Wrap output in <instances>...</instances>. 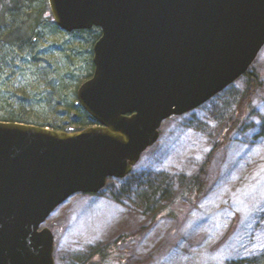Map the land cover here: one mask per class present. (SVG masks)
Returning a JSON list of instances; mask_svg holds the SVG:
<instances>
[{
    "label": "water",
    "instance_id": "obj_1",
    "mask_svg": "<svg viewBox=\"0 0 264 264\" xmlns=\"http://www.w3.org/2000/svg\"><path fill=\"white\" fill-rule=\"evenodd\" d=\"M48 3L63 32L101 30L77 90L96 125L0 122V264H55V235L42 229L52 213L130 175L166 120L245 76L264 47V0Z\"/></svg>",
    "mask_w": 264,
    "mask_h": 264
},
{
    "label": "rangeland",
    "instance_id": "obj_2",
    "mask_svg": "<svg viewBox=\"0 0 264 264\" xmlns=\"http://www.w3.org/2000/svg\"><path fill=\"white\" fill-rule=\"evenodd\" d=\"M13 1L0 30V90L17 98L7 109L28 107L31 121L79 129L67 106L92 73L94 46L88 36L57 29L48 0ZM12 31L22 39L9 42ZM252 70L261 76L254 94L243 76L166 120L129 176L58 207L42 226L55 234V264H85L123 235L134 237L125 255L142 264H264V47ZM227 127L233 133L219 148ZM217 146L206 192L180 202Z\"/></svg>",
    "mask_w": 264,
    "mask_h": 264
},
{
    "label": "trees",
    "instance_id": "obj_3",
    "mask_svg": "<svg viewBox=\"0 0 264 264\" xmlns=\"http://www.w3.org/2000/svg\"><path fill=\"white\" fill-rule=\"evenodd\" d=\"M14 1L11 0L8 2L7 0H1L0 1V30L3 27V24L6 22V14L8 10L7 8H11L13 5ZM44 5L46 6V10L48 9V2L44 1ZM16 7L14 6L12 9H15ZM49 15V13H48ZM53 20L52 14L51 18ZM54 21V20H53ZM57 29H59L57 27ZM60 30V29H59ZM62 31V30H61ZM70 34H78L79 36H88L89 41L91 42V47L95 45L96 41L100 38L101 36V30L100 29H93L91 31H78ZM15 39V40H13ZM22 37L21 35L18 34L17 31H12L8 34L7 40L9 42L13 41H18L21 40ZM91 60V59H90ZM253 66L249 70V72L246 74L250 81L251 85V91L253 94L257 91L258 87H260L261 83V76L258 75L257 73H254L252 70ZM91 71L92 73L89 74L86 78V80L90 79L93 76L94 73V64L92 62L91 64ZM63 82V81H60ZM17 99L15 96L9 94L5 90H0V122H6V123H23V124H31V125H39L43 127H49L52 129L56 130H66L68 127L66 125H55L50 122H41L39 120L31 121L30 120V115H26L27 112H30L32 110H28L27 108L19 109V112H16L14 110H8V106L12 103V100ZM65 100L67 102L68 100H71L68 96L66 97L63 96L62 100ZM67 112L72 113L73 111L76 112V119L75 122L76 124L80 127L77 130H81L90 126H94L96 123L94 120L88 116L84 110L81 108V106L78 103L77 99L72 98V100L69 103V106ZM6 109V111H5ZM34 110V109H33ZM39 113L40 112H45V107L38 108ZM244 110V109H243ZM246 110V107H245ZM74 114L70 115V119L73 118ZM234 127H227V129L223 132L220 141H219V148L220 146H225L223 144H226L228 141V138L230 135L233 133ZM227 141V142H226ZM218 146L214 149V151L211 153L209 156L208 160L206 163L202 166L201 170L193 176L188 182H187V187L184 189L182 194L179 197V201L183 200H188L189 202L193 203L195 200H199L202 198L204 193L207 190L208 186V178H209V168L210 165L213 162L214 155L216 154V150H218ZM176 212H173L171 215H177L175 214ZM134 237L132 235H123L116 241L112 242L111 244H108L104 246L103 248L99 249L96 251L88 260L86 261L85 264H142L143 262H136L133 261L132 258L128 257L125 255L124 247L130 241L131 239L133 240Z\"/></svg>",
    "mask_w": 264,
    "mask_h": 264
}]
</instances>
